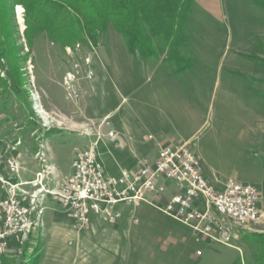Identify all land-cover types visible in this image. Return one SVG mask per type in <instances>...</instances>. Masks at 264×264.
Segmentation results:
<instances>
[{
    "label": "rangeland",
    "instance_id": "obj_1",
    "mask_svg": "<svg viewBox=\"0 0 264 264\" xmlns=\"http://www.w3.org/2000/svg\"><path fill=\"white\" fill-rule=\"evenodd\" d=\"M32 2L0 0V177L10 181L11 160L14 183L37 180L42 169L37 154L44 152L55 167V174L44 184L53 188L73 172L77 148L97 142L101 154L103 126L109 122L94 117L116 109L112 119L116 120L126 110L113 87L119 76H207L202 120L233 124V143H238L237 151L219 161L224 177L220 179L234 177L256 185L261 212L257 221L240 230L233 246H224L196 242L186 225L164 213L150 209L145 216L142 209L128 206L127 218L132 220L114 241L104 237L115 232L114 223L94 222L78 232L60 200L46 197L41 223L27 239L14 236L6 244L0 242V264H194L197 250L206 245L201 256L206 264L251 259L257 246L250 238L264 233V8L247 0H223V14L214 17L196 5L192 14L196 61L176 75L168 62L158 65L151 60L156 58L129 52L123 35L113 26L99 34L98 43L87 36L69 45L53 41L46 31H37ZM18 5L24 9L22 23ZM161 56H165L163 47ZM107 135L116 136L112 128ZM103 161L107 172L121 174L116 161L107 156ZM139 161L146 160L136 165ZM38 187L28 185L31 192ZM152 217L167 232L182 233L184 238L176 244L166 236L169 232L153 235L152 226H144ZM140 228L144 229L141 240L134 239ZM214 249L233 255L225 262Z\"/></svg>",
    "mask_w": 264,
    "mask_h": 264
},
{
    "label": "built area",
    "instance_id": "obj_2",
    "mask_svg": "<svg viewBox=\"0 0 264 264\" xmlns=\"http://www.w3.org/2000/svg\"><path fill=\"white\" fill-rule=\"evenodd\" d=\"M97 145L93 142L77 148L73 172L53 188L44 184L55 174L48 154H37L42 169L35 181L14 183L10 160V181L0 177V242L6 244L14 236L27 239L41 223L46 197L60 200L78 232L88 228L94 218L117 222L121 204L136 207L147 203L189 227L197 240L224 246H233L240 230L260 216V189L234 177L219 184L211 182L190 145L163 146L155 163L139 161L136 168L124 169L119 176L107 172ZM28 185L39 187L31 192ZM152 195L164 200L155 201Z\"/></svg>",
    "mask_w": 264,
    "mask_h": 264
},
{
    "label": "crops",
    "instance_id": "obj_3",
    "mask_svg": "<svg viewBox=\"0 0 264 264\" xmlns=\"http://www.w3.org/2000/svg\"><path fill=\"white\" fill-rule=\"evenodd\" d=\"M196 5L214 17L223 14V0H197L193 5L192 14ZM164 57L160 56V58L151 60L162 65L165 63ZM116 79L118 84L114 82L113 87L119 95L120 104L124 103L127 106L122 116L116 120H112L116 109L105 110L94 117L96 120L107 118V122H109L103 126L102 161L105 156L113 159L120 164L122 172L127 168H136V162L141 159L153 164L162 146L190 144L202 162L205 176L214 182H223L220 179L224 178L221 173L222 165L218 163L224 160V156L228 152L233 149L237 151L238 143H233L235 128L233 124H222L217 121L208 124L206 120H202L200 105L206 92L207 76H119ZM111 128L115 131V138L107 135ZM173 191V186L170 183L169 193ZM151 197L155 201L164 200L156 195ZM128 206L124 204L120 206L122 215L114 223L115 232H109L104 237L114 241L121 238L119 234L121 228L127 221L132 220L127 218ZM136 207L142 209L145 216L150 213V209L163 213L147 203ZM134 221L139 222L140 220L138 217H134ZM94 222L101 221L94 218L92 224ZM100 225L96 224V226ZM146 225L152 226L155 233L152 232V234L155 236L167 232L161 222L154 217L146 219L144 226ZM143 230V228L136 230L133 238L141 240ZM168 232L170 234L166 236L176 244L184 238L182 233L170 229ZM191 233L196 242L206 243L205 240H197L192 230ZM206 249H208L207 245L197 250L194 264H206L201 258ZM199 250L202 251V254H198ZM213 251L218 253L217 256H220V259H225V262L229 261L231 259L229 257L233 255L232 252L229 253L230 256L224 253L226 249H214Z\"/></svg>",
    "mask_w": 264,
    "mask_h": 264
},
{
    "label": "trees",
    "instance_id": "obj_4",
    "mask_svg": "<svg viewBox=\"0 0 264 264\" xmlns=\"http://www.w3.org/2000/svg\"><path fill=\"white\" fill-rule=\"evenodd\" d=\"M31 1L32 10L37 9V31H46L53 41L69 45L87 36L98 43L99 34L113 26L123 35L129 52H138L144 59L160 58L163 47L164 61L176 75L196 61L192 8L197 0ZM247 1L264 8V0ZM250 241L257 246L252 258L227 264H264V233L253 234Z\"/></svg>",
    "mask_w": 264,
    "mask_h": 264
},
{
    "label": "bare ground",
    "instance_id": "obj_5",
    "mask_svg": "<svg viewBox=\"0 0 264 264\" xmlns=\"http://www.w3.org/2000/svg\"><path fill=\"white\" fill-rule=\"evenodd\" d=\"M17 12H19V19H20V23H22V17H23V12H24V9L22 6H18L17 7ZM24 19V18H23ZM38 99V97H34V100ZM37 107H39V105H37ZM41 109V107H39ZM39 112H42L43 114L45 113V111L43 109L39 110Z\"/></svg>",
    "mask_w": 264,
    "mask_h": 264
}]
</instances>
